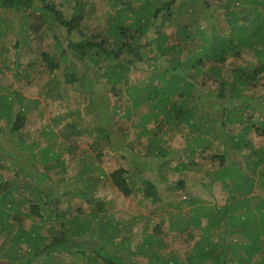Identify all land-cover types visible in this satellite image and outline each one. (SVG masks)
Listing matches in <instances>:
<instances>
[{
    "label": "trees",
    "instance_id": "1",
    "mask_svg": "<svg viewBox=\"0 0 264 264\" xmlns=\"http://www.w3.org/2000/svg\"><path fill=\"white\" fill-rule=\"evenodd\" d=\"M104 1L107 6L106 27L97 34L85 36L80 42L72 41L70 37L74 33L82 35L79 30L84 19L85 7L90 4L88 0H61L60 3L58 0H0V9L20 12L21 25L5 27L14 28L19 37L24 38L23 41L21 39L18 41L20 49L24 43H28L32 34L41 33L43 37L53 42L54 53L42 54V58L48 67L50 66L51 73L54 74L58 70L59 62L72 61L69 68L78 76L75 80L76 77L72 75L74 78L69 79L68 85H73L74 81H77L79 86L88 91L90 108L94 107L97 101L92 97V92L99 82L104 81L103 84L109 86V92L115 94L116 104L121 101L119 87L125 85L124 92L129 102L125 108L134 111L142 107L149 108V112L141 114L138 126L142 128V133L149 141L147 142L149 152L155 153L156 158H166V151L158 148L160 146L158 134L162 125L186 127L194 135L196 133L194 146L202 141L206 142L205 137H211L212 141H219L216 145L222 149V145L225 144L226 127L243 124L245 113L254 112L259 116L257 122L246 124L247 127L239 132V135H244L248 129L264 137V94L257 97L258 103L254 102V96L247 94L256 79L264 75V0H246V4L251 7L249 11L253 9V12L247 15L245 12L244 17L238 18L234 17L232 10L238 7L241 0H233L236 5L225 8L222 15L229 28V32L223 38L216 36L213 25H209L210 19L213 21L214 17L211 13H205L206 8L209 9L205 0H181L180 3L178 0ZM135 3H138V9ZM27 10L36 14L32 21L29 15L23 16ZM220 13L219 10L217 15ZM250 14L253 16L246 21ZM169 28H173V32L167 34L166 29ZM58 31L67 35L66 45L59 40ZM216 40H220L219 43H214ZM110 46L113 48H109ZM244 49L254 53L257 63L246 68H225L226 60L240 57V52ZM103 62L105 65L101 67ZM142 64L152 67L148 80L128 85L130 68ZM32 67L30 64L25 67L19 66L15 74L17 81L25 80V84H28L31 76L23 72L25 68ZM79 67L83 68V73H79L77 69ZM91 70L94 75L90 77L87 71ZM205 81H211V87L215 86L213 91L216 92L219 102L226 99L239 101L234 102L232 107L221 108L219 112L223 119L218 122H213L202 108V104L196 106V94L193 91L198 86L202 87ZM106 94V90L103 89L101 97L108 99ZM23 100L17 92L12 91L11 98L0 93V117L4 114L6 121L10 122L9 130L12 134L22 132L26 123V111L22 108ZM99 105L96 112L104 115L103 118L99 117L102 119L103 128L98 130L95 149L101 146L103 141L112 148L116 144L112 142L111 129L108 128L110 115L105 111L104 114ZM105 106L103 104L102 108ZM126 114H130L128 109ZM150 121L156 124L153 129H147ZM142 133L140 132L141 135ZM232 141L237 147L244 143L241 137L233 138ZM72 148L73 153L78 151L77 145H72ZM52 153L49 148L45 149L42 154L43 160L50 156L52 157L50 162L61 165L56 158L57 154ZM250 153L252 157L247 159L248 163L239 155L236 156L238 161L231 166H228L225 154L219 156L217 152L210 157L216 166L207 173L210 184L221 188L226 204L217 211V208L205 209L199 207L202 200H197L184 192V196L190 198L188 202L191 208L190 221L182 224L186 226L195 223L199 226L201 218L206 219L207 223L216 213L223 216L222 222L227 221L229 227L230 222L239 223L243 228L241 234L248 239V242L243 241L240 255L246 254L247 257L243 259L241 256V264H264V200L259 194L253 195L255 188L264 187V151L259 148L258 152L250 150ZM98 157L99 154L96 155L97 159ZM189 157L193 158L189 164H194L196 156L190 152ZM49 161H46L48 165L46 171L56 167L48 163ZM18 162L15 157L13 162L11 160V164L23 174L22 166H19ZM1 163L0 148V171L4 169ZM148 163L150 165L152 161ZM92 172L93 168L87 166L81 174L88 176ZM107 178L124 197H129L133 193L134 185L131 184L133 181L125 169L118 168L109 173ZM11 181L0 182V264H61L62 257L73 260L72 264H133L130 248L128 250L124 243L126 239L123 230L127 227L123 229L119 222L114 223L110 218L101 215L105 210L104 204H98V209L87 219L81 218V215L67 219L64 214H56L52 218L53 224L48 220L50 218L40 212L49 206L47 205L49 202L43 203L42 198L37 202L31 201L27 212L21 211L23 197L20 189L16 187V179ZM140 183L144 197L156 202L158 196L156 187L143 178ZM183 184L184 181L179 180L181 188ZM14 194L17 195V199ZM39 202L44 205L38 206L37 203L41 204ZM228 213L231 216L229 219ZM24 216L39 219V223L33 222L25 229ZM179 226V222H173L170 229L177 233ZM93 235L95 242H92ZM202 238L201 236L199 242H194L191 253L179 264H203L202 260L200 261L201 255L210 249L202 247L207 243ZM117 239L122 241L116 244ZM222 240L221 238L220 242ZM218 242L217 240V246L206 258L211 260V264H227L224 247ZM162 247L164 244L156 232L150 234L144 230L135 249L137 257L145 259L146 264L160 255ZM160 256L166 258L169 254ZM170 256L173 257L170 262L168 261L169 264L173 260V264L175 262L178 264L176 261V258L179 259L178 256L171 254Z\"/></svg>",
    "mask_w": 264,
    "mask_h": 264
},
{
    "label": "rangeland",
    "instance_id": "2",
    "mask_svg": "<svg viewBox=\"0 0 264 264\" xmlns=\"http://www.w3.org/2000/svg\"><path fill=\"white\" fill-rule=\"evenodd\" d=\"M60 1L58 0L59 3ZM88 1L90 4L85 7L84 19L79 30L82 35L74 33L70 37L72 41L80 42L85 36L97 34L106 27L105 11L107 6H105V1ZM178 1L181 2V0ZM205 2L209 7V9L206 8L205 13H211L214 17L213 21L210 19V24H208L213 25L216 36L225 37L229 28L226 21L222 19V15L225 8L236 5V2L233 3V0H205ZM135 4L138 5V3ZM250 8L246 4V0H241L238 7L231 8V10L233 9L234 17L238 18L244 17L245 12L246 15L252 13L253 9L249 11ZM219 10L221 13L217 15ZM67 13L69 14V12ZM27 15L31 21L36 17V14L31 10H27L23 16ZM252 16V14L247 16L246 21ZM218 17L219 21H217ZM21 23L20 12L0 9V93L3 96L7 94L10 98L12 91L20 94L24 99L22 108L26 111V123L19 134L10 132V122L6 121L4 114L0 117L1 164L4 166V169L0 171V182L16 179V187L20 189L23 197L21 211L27 212L31 201L37 202L42 198L43 203L49 202L47 204L49 206L46 209H41L40 212L50 218L48 220L54 224L52 218L56 214H64L67 219H73L74 216L79 215L81 218L87 219L92 216L91 213L94 210L98 209V204H104L105 210L101 215L110 218L114 223L119 222L123 229L127 227L123 230L126 239L124 243L127 245V249L130 248L133 264H145L146 261L137 257L135 249L144 230L150 234L156 232L164 244V247L159 251L160 255L168 256L169 254V257L166 258L158 255L154 261H149L146 264H169L173 257L170 254L178 256L179 259L175 258L179 264L181 260H186L194 242H199L201 236L203 241H207L202 247L210 249L206 254L201 255L200 261L202 260L203 264H211V260L209 261V258L206 257L217 246V240L224 247L225 262L241 264V258L246 259L247 257L246 254L240 255L242 254L243 241L248 242V239L241 234L243 228L235 222H230L231 227L227 221L224 225L223 216L218 213L214 218H209L207 223L206 219L201 218L199 226H196L195 223L184 226L183 222L190 221L191 208L188 202L190 198L184 196V192L197 200H202L199 207L205 209L208 207L212 210L217 208V211L226 204L221 188L210 184L207 173L216 167L210 157L217 152H219V156L225 154L227 164L231 166L232 163L238 161L236 156L242 155L243 161L248 163L247 159L252 157L250 150L258 152L261 148L264 151V137L256 131L247 129L244 135H239V132L244 131V128L247 127L246 124L256 123L259 116L254 112L245 113L243 124L226 127L225 144L222 145V149L216 145L219 144V141H212L211 137H205L206 142L202 141L194 146L193 140L197 136L196 133L194 135L186 127L175 128L172 125H162L158 134V143L160 144L158 148L166 151V158H156L155 153L149 152L147 147L149 141L142 133V128L138 126L141 122V114L149 112V108L142 107L135 111L125 108L129 105L124 92L125 85L119 87L121 101L116 104L115 94L109 92V86L103 84L104 81L94 86L92 97L97 101L94 107L90 108L88 91L83 86H79L77 81H74L73 85H68L69 79L76 77V80L78 76L75 75L74 70L69 68L72 61L59 62L58 70L54 74L50 72V66L48 67L42 58L43 53H54L53 42L49 38L43 37L41 33L32 34L28 43H24L20 49L18 41L24 38L19 37L14 28L5 27L6 25L19 27ZM172 32L173 28L166 29L167 34ZM57 34H59V40L66 45L67 35L60 31ZM219 41L216 40L214 43H219ZM144 52L146 53L145 50ZM240 53L241 56L236 59L228 58L225 68H246L257 63L253 52L244 49ZM29 64L33 67L25 68L23 72L31 76L29 83L25 84V80L18 82L15 77L18 67H25ZM104 65L103 62L101 67ZM147 65L142 64L130 68L128 85L148 80L152 67ZM77 69L79 73H83L82 67ZM87 75L90 77L94 75L93 70L87 71ZM211 84V81H205L202 83V87H196L193 93L196 94V106L202 104V108L210 115L213 122H218L223 119L219 112L220 109L232 107L234 102L238 103L239 101L226 99L219 102L216 92L213 91L215 86L211 87ZM103 89L106 90L108 99L101 97ZM247 94L254 96V102L258 103L257 97L264 94V75L256 79L251 91ZM98 104H100L99 107L103 113L105 111L110 115L108 116L110 121L108 128L111 129L112 142L116 144L112 148L103 141L102 145L95 149V143L99 136L98 130L103 128L102 119L99 118L102 113L96 112ZM103 104L106 105V108H102ZM127 109L130 114H126ZM155 126L156 124L150 121L147 124V129H153ZM240 137L244 143L237 147L232 140ZM224 138L220 137L222 140ZM72 145H77V152L73 153ZM48 148L53 151L52 154H57L56 158L61 165L50 162L49 160L52 158L50 156L43 160L42 154ZM190 152L196 156L194 164H189L193 159L189 157ZM98 154L99 159L96 158ZM14 157L16 162L20 160L18 164L22 166L23 174H20L15 165L11 164ZM47 160L48 163L56 167L46 171ZM149 161H152L150 165ZM87 166L93 168V172L88 176L81 174ZM118 168L125 169L128 177L133 181L131 183L134 185L133 193L129 197L120 194L107 178L109 173ZM142 178L156 187L158 195L156 202L144 197L140 183ZM179 180L184 181L182 188L179 186ZM36 194L38 195L36 196ZM258 194L264 200V187L254 189L253 195L257 196ZM14 195L17 199V195ZM43 203H37V205L41 207L44 205ZM229 218H231L230 213H228L227 219ZM33 222L39 223V219L23 217L25 229H28ZM173 222L180 223L177 233L171 231L172 228L170 229ZM41 231L45 232V230ZM184 231L187 233H183ZM93 238L94 235L92 242H95L96 240ZM221 238L223 240L220 242ZM120 241L122 240L117 239L116 244H119ZM213 258L215 260V256ZM60 260H63L60 262L61 264L73 263V260L65 257ZM172 262L171 264H173Z\"/></svg>",
    "mask_w": 264,
    "mask_h": 264
}]
</instances>
